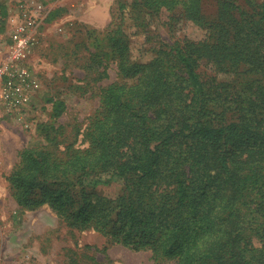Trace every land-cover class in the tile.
<instances>
[{
    "label": "trees",
    "instance_id": "obj_1",
    "mask_svg": "<svg viewBox=\"0 0 264 264\" xmlns=\"http://www.w3.org/2000/svg\"><path fill=\"white\" fill-rule=\"evenodd\" d=\"M236 1L216 0L212 19L202 0L120 2L121 19L135 25L179 6L207 33L136 62L118 22L108 43L128 80L102 89L80 133L86 146L53 136L51 146L21 152L8 177L17 203H45L69 225L100 232L107 245L150 249L173 264H264V219L255 247L240 207L244 189H255L250 200L264 217V0L252 11ZM201 61L235 76L208 84ZM105 173L106 181L125 179L114 199L87 190Z\"/></svg>",
    "mask_w": 264,
    "mask_h": 264
},
{
    "label": "rangeland",
    "instance_id": "obj_2",
    "mask_svg": "<svg viewBox=\"0 0 264 264\" xmlns=\"http://www.w3.org/2000/svg\"><path fill=\"white\" fill-rule=\"evenodd\" d=\"M8 1L0 0V13ZM19 1L13 0L14 9ZM40 1L48 14L29 55L40 86L18 116L0 112V264H173L171 259L154 258L150 249L107 245L100 232L69 225L45 203L19 205L8 177L27 147L51 146L57 137L61 145L78 139L76 146H86L79 143L80 133L99 109L102 89L128 80L119 71L118 53L108 43V33L118 22L128 38L130 59L136 62L147 61L168 46L200 40L207 28L185 18L179 6H164L141 26L125 15L121 19L120 2L134 0ZM250 1L236 3L252 11V3L262 0ZM202 11L207 19L214 18L216 0H202ZM4 28L0 22V35ZM198 71L208 84L214 77L220 81L235 76L209 61H201ZM108 176L102 174V181L96 183L92 178L93 186L87 190L114 199L123 192L125 179L104 180ZM243 195L240 207L246 214V236L257 247L261 242L255 233L264 217L255 210L258 200H250L257 198L255 189H244Z\"/></svg>",
    "mask_w": 264,
    "mask_h": 264
},
{
    "label": "built area",
    "instance_id": "obj_3",
    "mask_svg": "<svg viewBox=\"0 0 264 264\" xmlns=\"http://www.w3.org/2000/svg\"><path fill=\"white\" fill-rule=\"evenodd\" d=\"M48 8L40 0H21L9 17L0 14V112L18 116L30 104L40 82L29 55L38 42ZM1 115V114H0Z\"/></svg>",
    "mask_w": 264,
    "mask_h": 264
},
{
    "label": "crops",
    "instance_id": "obj_4",
    "mask_svg": "<svg viewBox=\"0 0 264 264\" xmlns=\"http://www.w3.org/2000/svg\"><path fill=\"white\" fill-rule=\"evenodd\" d=\"M8 2L9 3H6V5L5 4L2 5V6H4V13L1 12L0 14L3 17H9L10 14H12L15 11V9L13 7V5H14L13 0H10Z\"/></svg>",
    "mask_w": 264,
    "mask_h": 264
}]
</instances>
